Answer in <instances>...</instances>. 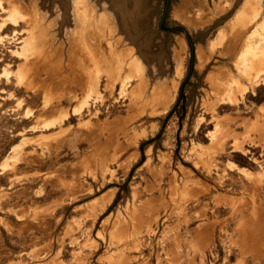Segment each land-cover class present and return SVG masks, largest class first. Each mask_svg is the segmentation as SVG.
<instances>
[{
    "label": "rangeland",
    "instance_id": "obj_1",
    "mask_svg": "<svg viewBox=\"0 0 264 264\" xmlns=\"http://www.w3.org/2000/svg\"><path fill=\"white\" fill-rule=\"evenodd\" d=\"M59 1L0 0V264H264V0L245 29L171 0L187 36L165 0Z\"/></svg>",
    "mask_w": 264,
    "mask_h": 264
},
{
    "label": "bare ground",
    "instance_id": "obj_2",
    "mask_svg": "<svg viewBox=\"0 0 264 264\" xmlns=\"http://www.w3.org/2000/svg\"><path fill=\"white\" fill-rule=\"evenodd\" d=\"M57 2H60V1L57 0ZM75 2L78 3V4H83V3H81V2H83V0H81V1H75ZM262 2H263L262 0H248L247 2H245L246 4L243 7L241 13L239 15H237V17L234 18L233 25L235 27H240L241 29H245V28L249 27V25L255 24L258 21L257 20L258 19L257 17L259 15V11H260V7L259 6L262 5ZM77 5H75V6H77ZM81 7H82V10H83V5ZM81 16H82V18H80V19L79 18H76V19H77V23L79 22V24H80L79 26L82 27V28H84L83 26H84V24H85V22H86L87 19L85 18V16H84L83 13L81 14ZM97 21L99 23H102V22H104V18H97ZM81 25H83V26H81ZM259 59H262V60H260L261 61L260 65H262V67L259 64H256V62L254 60H250V62H249L250 63L249 70L248 69H244L243 70L244 78L246 79V81L248 80L250 82V84H252L253 81L258 76H261V75L264 74V54L261 55V57H259ZM242 60L243 61H240L239 63H244L245 61H247V58H246L245 55L243 56ZM239 63H238V65H239ZM254 71H255V76H252L251 73L254 72ZM247 90H248V88H246V87H244V88H237V89L234 90V87H232L230 85H227V89L225 91H223V93L220 95V99L219 100L221 102H227V103L236 102V100L239 97H241L242 95H244L247 92ZM12 159L10 161H13ZM5 163H4V165H2V167H5V165H6ZM231 169L232 170H235L236 172H238L240 174H243V171L242 170L235 169L234 167H232Z\"/></svg>",
    "mask_w": 264,
    "mask_h": 264
},
{
    "label": "trees",
    "instance_id": "obj_3",
    "mask_svg": "<svg viewBox=\"0 0 264 264\" xmlns=\"http://www.w3.org/2000/svg\"><path fill=\"white\" fill-rule=\"evenodd\" d=\"M190 64H192L193 62V59H194V54H193V50L192 48H190ZM182 87L180 88V92H179V96L174 104V106L172 107V109L168 112V114L166 115V117L164 118L163 120V123H162V126L160 128V131L158 132V135L156 136V138H159L161 133L163 132L167 122L173 117H177L180 124L186 114V103H185V100L183 98V91H182ZM262 89H259L256 91V95L254 97L251 98V102L254 103L255 105L259 106L260 104H262L264 102V96H262ZM156 138L148 141V142H145L143 144L140 145V155H141V159L143 160V157H144V148L147 147L149 144L153 143Z\"/></svg>",
    "mask_w": 264,
    "mask_h": 264
},
{
    "label": "water",
    "instance_id": "obj_4",
    "mask_svg": "<svg viewBox=\"0 0 264 264\" xmlns=\"http://www.w3.org/2000/svg\"><path fill=\"white\" fill-rule=\"evenodd\" d=\"M170 2H171V0H165L164 9H163L162 15H161V17H160V19H159V22H158V24H157V30H158L159 32H161V33H169V32H171V31L181 30V31L184 33V35L187 36L186 32H185L184 30H182V29L164 30V29L162 28L163 23H164V21H165V18H166V16H167L168 10H169Z\"/></svg>",
    "mask_w": 264,
    "mask_h": 264
}]
</instances>
